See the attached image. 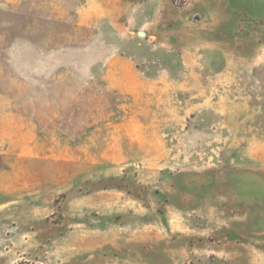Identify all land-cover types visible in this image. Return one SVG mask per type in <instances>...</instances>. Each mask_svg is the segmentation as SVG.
Masks as SVG:
<instances>
[{"label": "rangeland", "instance_id": "374dc122", "mask_svg": "<svg viewBox=\"0 0 264 264\" xmlns=\"http://www.w3.org/2000/svg\"><path fill=\"white\" fill-rule=\"evenodd\" d=\"M166 2L139 53L100 2L0 0V264H264V0ZM125 53L161 89L110 87Z\"/></svg>", "mask_w": 264, "mask_h": 264}, {"label": "crops", "instance_id": "0c3cea01", "mask_svg": "<svg viewBox=\"0 0 264 264\" xmlns=\"http://www.w3.org/2000/svg\"><path fill=\"white\" fill-rule=\"evenodd\" d=\"M93 3H99L100 6L94 9L96 13L105 14V17L118 20L116 23L117 30L126 35L127 38L122 41L125 45V49H131L140 52H152L155 50H161L163 45L162 34L164 32L158 29L160 26H168L170 23L178 24V20L175 22L168 17L167 8L168 1L173 7H175L170 0H108L106 5L107 10L104 7V0H91ZM98 1V2H96ZM207 0H191L186 6L190 5V12H201L202 8H197L198 3H204ZM176 8V7H175ZM201 9V10H200ZM93 13V12H92ZM122 43V44H123ZM122 45L116 49H121ZM136 53V52H135ZM122 61L128 63L131 68L129 74H115L104 75V80L113 89L118 92L131 95L133 98L140 96L144 91L158 90L161 86H157L158 82H164L158 80L156 76L144 75L139 73V67L148 64L146 58H141L137 54H126ZM129 58V59H127ZM149 60V59H148ZM104 66H112V61H108Z\"/></svg>", "mask_w": 264, "mask_h": 264}, {"label": "trees", "instance_id": "16d2710c", "mask_svg": "<svg viewBox=\"0 0 264 264\" xmlns=\"http://www.w3.org/2000/svg\"><path fill=\"white\" fill-rule=\"evenodd\" d=\"M170 1L176 6H184L183 2H177L176 0H170ZM13 264H41V263H39L37 261L19 260Z\"/></svg>", "mask_w": 264, "mask_h": 264}, {"label": "built area", "instance_id": "2783aa9c", "mask_svg": "<svg viewBox=\"0 0 264 264\" xmlns=\"http://www.w3.org/2000/svg\"><path fill=\"white\" fill-rule=\"evenodd\" d=\"M177 2H183L184 3V5H186V4H188V2L190 1V0H176Z\"/></svg>", "mask_w": 264, "mask_h": 264}]
</instances>
